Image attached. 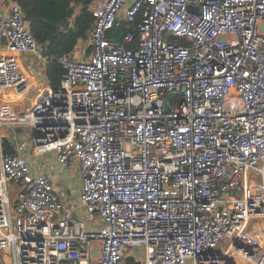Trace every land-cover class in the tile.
<instances>
[{
	"label": "built area",
	"instance_id": "built-area-1",
	"mask_svg": "<svg viewBox=\"0 0 264 264\" xmlns=\"http://www.w3.org/2000/svg\"><path fill=\"white\" fill-rule=\"evenodd\" d=\"M90 11L88 52L51 60L52 88L22 66L39 79L49 60L19 6L0 9V264H264V0ZM47 152L76 168L74 208L31 172Z\"/></svg>",
	"mask_w": 264,
	"mask_h": 264
},
{
	"label": "trees",
	"instance_id": "trees-1",
	"mask_svg": "<svg viewBox=\"0 0 264 264\" xmlns=\"http://www.w3.org/2000/svg\"><path fill=\"white\" fill-rule=\"evenodd\" d=\"M20 8L30 32L41 46V52L49 60L45 76L52 88H58L63 76L62 68L51 62L59 55L72 54L78 42L86 41L93 23L90 7L95 0H13ZM141 20L138 14L134 22H122L112 28L107 37L114 43H122L126 33H136ZM5 151H12L10 143L3 142Z\"/></svg>",
	"mask_w": 264,
	"mask_h": 264
},
{
	"label": "crops",
	"instance_id": "crops-1",
	"mask_svg": "<svg viewBox=\"0 0 264 264\" xmlns=\"http://www.w3.org/2000/svg\"><path fill=\"white\" fill-rule=\"evenodd\" d=\"M14 2L13 0H0V9L5 8L8 3ZM77 46L75 47V49ZM75 51V50H74ZM85 52V51H83ZM74 54V53H73ZM75 55V54H74ZM23 68L28 72L31 78H37L32 75L33 73L26 69L25 64H22ZM45 76V73H43ZM41 84H48L47 78L40 77L35 81ZM27 160L33 174H41L46 176L53 185L54 190L59 196V199L69 208L75 207L78 195V178L76 168L74 167H59L54 160L53 154H41L32 155L27 153Z\"/></svg>",
	"mask_w": 264,
	"mask_h": 264
},
{
	"label": "rangeland",
	"instance_id": "rangeland-1",
	"mask_svg": "<svg viewBox=\"0 0 264 264\" xmlns=\"http://www.w3.org/2000/svg\"><path fill=\"white\" fill-rule=\"evenodd\" d=\"M102 0H95L92 5H94L96 2H99ZM77 48L75 49V51L73 52L75 54V56L77 57H81L83 56L85 53L83 51H86V54L88 52V48H89V40L87 39L86 41L82 42H78V44L76 45ZM27 58H31L34 60V65L36 66V68H39L41 65L39 64L38 61V57L35 55H27ZM24 64H25V68L29 70V68H33V63H30L29 61H26V59H24ZM43 77H45L44 75H42ZM32 81H38V78H31ZM49 84V83H48ZM30 100H31V95H28L26 98H22V102L21 103H13L15 110H24L26 109L29 104H30ZM14 131H16L17 133H20V129L19 128H7V127H2L1 128V133L4 134L6 137H9ZM48 154H52V152H47ZM45 154V153H44ZM77 203V201L75 202V204ZM77 212L79 211L81 213V215H83V217L86 219L88 218L87 213L83 212L81 209H76ZM90 221V218L88 219Z\"/></svg>",
	"mask_w": 264,
	"mask_h": 264
},
{
	"label": "water",
	"instance_id": "water-1",
	"mask_svg": "<svg viewBox=\"0 0 264 264\" xmlns=\"http://www.w3.org/2000/svg\"><path fill=\"white\" fill-rule=\"evenodd\" d=\"M166 107V109H168V106H165Z\"/></svg>",
	"mask_w": 264,
	"mask_h": 264
}]
</instances>
